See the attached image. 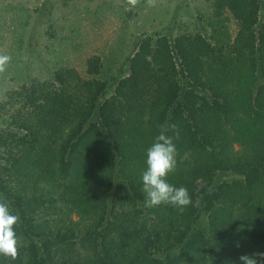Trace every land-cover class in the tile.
Masks as SVG:
<instances>
[{
  "label": "trees",
  "instance_id": "1",
  "mask_svg": "<svg viewBox=\"0 0 264 264\" xmlns=\"http://www.w3.org/2000/svg\"><path fill=\"white\" fill-rule=\"evenodd\" d=\"M211 16L209 35L137 37L116 80L98 77L93 55L90 77L61 66L0 99V200L20 217L18 257L0 264H241L264 253V1L213 0ZM172 124L167 180L188 189L183 213L146 207L142 190L147 149ZM40 212L84 224L54 234Z\"/></svg>",
  "mask_w": 264,
  "mask_h": 264
},
{
  "label": "rangeland",
  "instance_id": "2",
  "mask_svg": "<svg viewBox=\"0 0 264 264\" xmlns=\"http://www.w3.org/2000/svg\"><path fill=\"white\" fill-rule=\"evenodd\" d=\"M212 3L155 0L149 5L145 0L132 6L128 0H0V55L10 57L5 71L0 72V99L8 90L33 79L50 78L61 66L73 67L82 77H90L87 59L93 55L101 59L98 77L116 80L127 73V56L137 37L145 33L193 35L202 28L209 35ZM227 17L228 34L233 38L237 24L229 14ZM233 148L240 147L234 144ZM36 221H47L54 234L64 231L61 223L84 224L75 214L68 219L58 213L40 212ZM200 224L205 225V218ZM76 247L84 250L78 244Z\"/></svg>",
  "mask_w": 264,
  "mask_h": 264
},
{
  "label": "clouds",
  "instance_id": "3",
  "mask_svg": "<svg viewBox=\"0 0 264 264\" xmlns=\"http://www.w3.org/2000/svg\"><path fill=\"white\" fill-rule=\"evenodd\" d=\"M128 3L135 6L138 0H128ZM147 3L153 5L155 0H147ZM9 61V56L0 55V72L5 71ZM169 131L174 133L175 139H179L177 125H161L159 134L147 149V169L142 173V190L146 197L144 203L149 208L170 204L183 213L191 203V198L186 187H176L167 180L168 175L175 172L177 155L173 136L168 135ZM19 221V215L13 214L6 199L0 200V255L12 260L18 257V239L14 229ZM258 258L264 259V253L242 255L240 261L241 264H258Z\"/></svg>",
  "mask_w": 264,
  "mask_h": 264
}]
</instances>
